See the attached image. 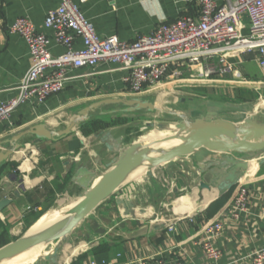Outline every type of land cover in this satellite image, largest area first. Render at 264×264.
I'll return each mask as SVG.
<instances>
[{"label": "crops", "instance_id": "0c3cea01", "mask_svg": "<svg viewBox=\"0 0 264 264\" xmlns=\"http://www.w3.org/2000/svg\"><path fill=\"white\" fill-rule=\"evenodd\" d=\"M61 2L0 0V103L16 96V88L31 66L25 43L16 35H9L7 27L15 19L27 17L38 32L49 38L47 48L51 54L59 55L62 49L51 39V32L43 27V21L46 12ZM81 9L99 37L113 35L124 42L149 35L160 23L198 12L194 0H88ZM241 21L245 34L249 26L246 14ZM80 46L81 41L77 39L74 48ZM229 62L233 71L209 78L195 76L199 66H172L168 74L178 72L177 77L166 78L155 92L137 96L127 92L123 78L128 72L119 65L101 62L91 68H68L59 94L42 104L21 105L9 118L0 121V152L11 150L13 139L36 124L42 123L49 130H62L93 103L133 98L150 101L160 92L163 96L155 99V106L164 104L173 110L164 111L165 114L174 115L207 102H219L234 107L245 105L256 122L264 123V106L257 107L264 102V73L255 53L241 54ZM161 98H170L171 102L162 103ZM176 103H179L177 107ZM117 106L125 107L102 106L88 113L89 119H118L114 127L94 135L83 136L77 129L57 141L26 135L13 142L21 147L0 165V203L7 200L0 208V248L30 230L41 213L66 204V199L69 203L80 196L82 188L71 181L74 170L86 167L98 175L105 172L117 157L107 144L112 146L113 140L121 139L122 146H128L143 138L144 130L156 123L139 112L101 116L108 108ZM153 119L161 120L158 115ZM226 174L219 173L217 177L210 171L200 174L189 160L158 166L150 176L141 173L74 228L64 240L55 264H142L151 257L183 264H211L197 242L201 240L204 226L217 218L223 226L221 235L214 240V246L222 254L218 264H247L245 258L264 246V159L255 156L249 169L238 175L237 182L247 192L246 211L237 219L229 213L236 191L234 186L225 206L208 218L205 210L223 194L220 189ZM201 183L209 189H201ZM213 194L210 202L195 208L193 213L175 218L172 231H168L165 220L176 216L174 211L181 198L201 202ZM27 206H38L42 211L24 214ZM39 264L52 263L42 260Z\"/></svg>", "mask_w": 264, "mask_h": 264}, {"label": "built area", "instance_id": "2783aa9c", "mask_svg": "<svg viewBox=\"0 0 264 264\" xmlns=\"http://www.w3.org/2000/svg\"><path fill=\"white\" fill-rule=\"evenodd\" d=\"M88 0H62L56 8L46 12L43 27L51 32L52 40L62 49L52 55L47 46L49 38L37 31L27 17L15 19L8 27L9 35H16L25 43L31 66L21 79L14 98L0 103V121L10 117L21 105L44 103L59 94L66 81L68 68L94 67L101 62L119 65L127 70L123 78L127 92L137 96L158 90L167 79L172 66H199L198 78H209L233 71L230 58L254 52L256 62L264 73V0H194L197 15H181L170 23H160L149 35L136 37L132 42L120 41L116 36L99 37L85 17L81 6ZM249 19L247 33H243L241 17ZM79 39L81 46L74 48ZM194 74L191 75V78ZM229 205L231 217L237 219L246 211L247 192L238 182ZM38 206H27L24 214L40 213ZM180 218V217H178ZM175 219L165 221L172 231ZM223 230L220 219L204 226L197 242L211 264H218L221 252L214 240ZM247 264H264V246L246 258ZM90 264H95L90 262ZM142 264H183L161 258H148Z\"/></svg>", "mask_w": 264, "mask_h": 264}, {"label": "water", "instance_id": "95a60500", "mask_svg": "<svg viewBox=\"0 0 264 264\" xmlns=\"http://www.w3.org/2000/svg\"><path fill=\"white\" fill-rule=\"evenodd\" d=\"M112 105L125 106L121 111L126 113L141 110L152 113L158 110L153 102L140 98L104 100L81 110L79 117L62 130H49L42 123L36 124L18 134L13 142L17 143L26 135L39 140L57 141L75 131L79 118L87 121L89 112ZM246 109L245 105L234 107L207 102L198 108L174 113L177 122L169 127L170 134L151 140L139 138L128 146H122L121 139L113 140L112 146L106 145L117 153L112 165L99 175L86 167L74 170L71 181L82 188L77 201L61 213L54 227L33 232L30 229L0 248V264L12 262L37 247L48 246H51L48 252L27 264H39L42 260L55 264L64 240L100 204L119 192L136 175L144 173L150 176L156 167L172 161L189 160L200 174L210 171L217 177L219 173H227L220 190L223 193L229 191L236 185L239 173L249 169L255 156L259 160L264 159V123L256 122ZM13 142L11 150L0 152V165L21 147ZM173 142L168 147L161 146ZM199 187L209 189L204 183ZM5 204L7 200L0 203V208Z\"/></svg>", "mask_w": 264, "mask_h": 264}, {"label": "rangeland", "instance_id": "374dc122", "mask_svg": "<svg viewBox=\"0 0 264 264\" xmlns=\"http://www.w3.org/2000/svg\"><path fill=\"white\" fill-rule=\"evenodd\" d=\"M163 93H155L154 95H153V98H152V100H150L151 102H153L154 103V101H155V99L157 98V97H160V96H163L162 95ZM149 98V97H148ZM166 101H169V102H171V99L170 98H167L166 100L164 99V98H161V102L162 103H165ZM179 105V103H176L174 106H178ZM125 107H122V106H117V107H110V108H108L107 110H106V114H104V115H101V116H111V114H114V113H117V114H121V113H125V112H122L121 110L122 109H124ZM157 108H158V112L157 111H155V112H152V113H146L147 111H145V110H141V111H137V112H139V113H142V114H145L146 116H147V118L151 121H154V122H156V123H154V125H153V127H151V128H148V129H146V130H144V132H143V134H142V137H144V139H149V138H151V137H153V135L156 133V132H161V131H167L168 129H169V127L170 126H172L175 122H177V118H176V116H174V115H170V114H165V112L164 111H166V112H171V111H173L172 110V108H170V107H168V105H164V104H158L157 103ZM110 109H112V110H110ZM156 115H158V116H160V119L161 120H154L153 119V116H156ZM88 120H94L95 122H94V124H96L97 125V127L99 126L102 130L101 131H103V130H105V129H108V128H110V127H114L115 125H116V123L118 122L117 120H113L112 118H110V117H107V118H100V117H92V118H90V119H88ZM87 120V121H88ZM87 121H83L82 120V118H79L78 119V121L76 122V129H75V131H77V129L79 130V128H80V126L82 125V124H84L85 122H87ZM89 127V128H88ZM86 129H84L86 132H88V131H90V130H92L93 128V126H88ZM104 127H107V128H104ZM100 131V130H99ZM79 132H80V130H79ZM83 133V132H82ZM93 135L94 134H96V133H92ZM92 134H89V136L90 135H92ZM83 135V134H82ZM84 136V135H83ZM168 144V143H167ZM167 144H163V145H161V146H163V147H165V146H167ZM129 184V183H128ZM127 184V185H128ZM127 185H125L119 192H121ZM182 197H184V196H182ZM179 198H180V196H179ZM77 199L78 198H76V199H73V200H70V203H73V202H76L77 201ZM125 199H127V197H125ZM176 199H178V198H176ZM60 201V200H59ZM69 201V199H66V203ZM60 205H58V206H56L54 209H51V210H49V211H46V212H43V213H41V216H38V219H37V221L40 219V218H42L47 212H50V211H56V210H58L59 211V209H60ZM172 208V207H171ZM179 216H174V218H168V220H171V219H175V218H178ZM36 221V222H37ZM165 221H167V220H165ZM50 248H51V246H48V247H46V248H44L43 250H42V253H46V252H48L49 250H50ZM44 254H42V255H44Z\"/></svg>", "mask_w": 264, "mask_h": 264}, {"label": "bare ground", "instance_id": "6f19581e", "mask_svg": "<svg viewBox=\"0 0 264 264\" xmlns=\"http://www.w3.org/2000/svg\"><path fill=\"white\" fill-rule=\"evenodd\" d=\"M258 106H264V102L258 104L257 107ZM170 133H171V130L156 132L153 135V137H151L149 139H146V140L160 138V137L165 136L166 134H170ZM171 144H174V142L173 143H168L167 147L170 146ZM140 174L136 175L134 178L139 177ZM213 198H214V194L206 197L205 199L203 198L204 200L201 201V202H198V201L192 202L190 199H188L186 197L181 198L179 206H178L177 210L174 211V213L176 214V216H183V215H186V214H191V213L194 212L195 208H198L199 206L205 205L208 201L210 202V200L213 199ZM60 203H63V201H61ZM74 203L75 202H73V203L69 202V203H66V204L62 205L60 207V211L56 210V211L47 212L42 218H40L33 225V227L31 228V231L33 232V231H37V230H40V229H47V228L54 227L58 223V220L60 219L61 213L64 212L66 209H68L70 206H72ZM43 249H44L43 247H37V248L31 250L30 252L26 253L25 255H23L21 257H18L14 261L9 262L7 264H23V263L27 264V263L33 262L39 256H43L42 255V254H44V253H42Z\"/></svg>", "mask_w": 264, "mask_h": 264}, {"label": "trees", "instance_id": "16d2710c", "mask_svg": "<svg viewBox=\"0 0 264 264\" xmlns=\"http://www.w3.org/2000/svg\"><path fill=\"white\" fill-rule=\"evenodd\" d=\"M94 120H88L87 122H85L84 124H82L79 128L80 132L84 135V136H88L89 134L92 133H97L99 130L101 131L102 129L96 124H94ZM88 126H93L92 130L86 132L84 129H86ZM89 128V127H88ZM107 128V127H104ZM234 187L232 189H230L229 191L221 194L215 201H213L205 210L206 216L208 218L216 215L227 203V201L229 200V198L231 197L232 193H233ZM41 216V215H40ZM38 219V217H37Z\"/></svg>", "mask_w": 264, "mask_h": 264}]
</instances>
